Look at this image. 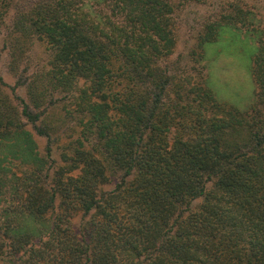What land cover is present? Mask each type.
Returning a JSON list of instances; mask_svg holds the SVG:
<instances>
[{
  "label": "trees",
  "instance_id": "trees-1",
  "mask_svg": "<svg viewBox=\"0 0 264 264\" xmlns=\"http://www.w3.org/2000/svg\"><path fill=\"white\" fill-rule=\"evenodd\" d=\"M193 1L0 0V264H264V0H225L177 56ZM231 29L243 107L207 71Z\"/></svg>",
  "mask_w": 264,
  "mask_h": 264
},
{
  "label": "rangeland",
  "instance_id": "rangeland-1",
  "mask_svg": "<svg viewBox=\"0 0 264 264\" xmlns=\"http://www.w3.org/2000/svg\"><path fill=\"white\" fill-rule=\"evenodd\" d=\"M224 2L225 0L193 1L182 5L177 10L176 19L179 27L177 56L180 54L188 56L189 52L195 47L197 34L204 21L215 16L214 14L221 10ZM7 37V26L0 24V74L4 77L7 83L6 88L10 92V85L14 84V78L10 74V53L8 49L2 50ZM248 42L253 43L246 40L244 33L241 34L239 31L231 29L225 30L217 43L207 47L209 56L206 59L207 71L211 72L213 70L216 73L213 85L218 97L238 107H243L241 100L237 98L238 92L251 96L249 92L251 86L247 83L250 76L246 69L250 65L251 58V47ZM32 57V66L36 65V67L43 64L46 59L42 49L38 46L32 52ZM188 59L190 61V58ZM221 78L228 79V82L224 85ZM224 87L229 93L225 92ZM224 93L229 96H225ZM227 97H230V99H227ZM41 142L43 143L44 140H41Z\"/></svg>",
  "mask_w": 264,
  "mask_h": 264
}]
</instances>
